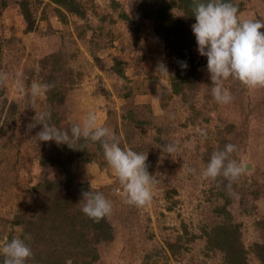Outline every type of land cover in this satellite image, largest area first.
Returning <instances> with one entry per match:
<instances>
[{
  "label": "rangeland",
  "instance_id": "374dc122",
  "mask_svg": "<svg viewBox=\"0 0 264 264\" xmlns=\"http://www.w3.org/2000/svg\"><path fill=\"white\" fill-rule=\"evenodd\" d=\"M22 1L0 0V72L8 74L0 85V242L23 239L33 253L27 264H55L57 258H66L63 264H225L221 251L207 248L204 233L231 221L242 223L248 264H262L256 243H264V87L250 89L230 77L223 83L233 100L218 103L205 67L199 86L191 81L188 90L174 93L176 57L152 20L142 17L141 0H78L85 13L66 12L65 21L51 0H24L36 18L30 31ZM238 1L242 19L264 21V0ZM123 12L138 21L125 20ZM160 62L169 75L156 72ZM33 81L56 86L33 101ZM36 111H50L49 123L69 134L95 113L121 147L148 155L151 202H125L96 143L93 160H83L79 142L74 148L40 142L35 136L42 125L28 128ZM170 141L178 145L172 156L163 151ZM227 144L237 149L230 158L248 165L230 187L223 176H202L213 152ZM45 157L53 164L43 165ZM91 189L111 201L114 235L98 244L99 258L86 263L68 253H75L73 238L55 230L67 231L73 221L88 228L80 202ZM56 206L62 216L51 211Z\"/></svg>",
  "mask_w": 264,
  "mask_h": 264
},
{
  "label": "clouds",
  "instance_id": "9594fccd",
  "mask_svg": "<svg viewBox=\"0 0 264 264\" xmlns=\"http://www.w3.org/2000/svg\"><path fill=\"white\" fill-rule=\"evenodd\" d=\"M192 15L196 23L192 31L196 37L198 52L207 57V70L212 81L211 94L216 102L229 104L233 100L230 91L224 87V81L230 77L239 80L250 89L264 87V21L259 19H242L239 8L231 0H192ZM182 69L188 67L186 61L180 62ZM156 72L169 75L166 65L157 64ZM8 74L0 72V85L6 84ZM21 90L23 84L18 80ZM56 85L55 83H39L33 81L29 94L33 101L43 96ZM158 94L161 89L158 85ZM50 111L37 112L34 123L28 125L29 130L42 125L36 134L40 142L55 141L58 145L73 144L80 140L99 143L103 149L108 166L114 171L122 188L125 202L143 207L152 200L153 175L148 172L146 161L148 155L125 146L121 147L118 136L107 126L98 123V116L89 112L80 123L73 124L69 130H61L50 124ZM204 133H202L203 135ZM84 145L80 149H83ZM178 145L170 141L163 148L172 156ZM233 144L225 145L223 150L211 155L202 176L206 179H217L223 176L229 180V187L246 170L247 165L232 159L236 151ZM195 172V169H188ZM121 188L114 189L121 192ZM82 212L88 217L99 220L110 215L112 203L102 193L86 191L82 193ZM33 255L31 248L23 239L12 238L0 242V256L3 264H26Z\"/></svg>",
  "mask_w": 264,
  "mask_h": 264
},
{
  "label": "trees",
  "instance_id": "16d2710c",
  "mask_svg": "<svg viewBox=\"0 0 264 264\" xmlns=\"http://www.w3.org/2000/svg\"><path fill=\"white\" fill-rule=\"evenodd\" d=\"M56 5L55 11H57L59 17L65 21L66 12L73 13L75 15L83 16L85 13L83 7L78 0H51ZM118 4V1L113 0ZM231 2L239 8V13L243 9V1L231 0ZM192 0H141L139 3V9L144 19H151L153 29L157 36H159L166 44L169 50V54L176 57V67L171 77V84L174 93H180L188 90V87L192 82L196 86H199L201 78L200 73L205 67H207V60L201 56L196 49V37L192 31V25L196 23L195 16L192 15ZM22 14L24 15L27 23L28 30H32L35 25V19L33 16V10L30 9L26 1L21 2ZM177 11L183 13L184 17L179 16ZM125 20L129 22L138 21L137 18H133L126 13H121ZM186 61L188 67L182 69L180 62ZM206 69V68H205ZM121 71L119 70V73ZM198 74V75H196ZM191 89H195L192 87ZM141 122V121H140ZM92 142L79 141L77 150L78 158L83 160H93V151L91 149ZM84 145L83 149H80ZM97 147L103 151L99 143H96ZM55 159L53 158V161ZM43 165H52L49 163L48 158L45 157L42 161ZM218 187V186H217ZM216 187V188H217ZM219 192L218 194H224ZM221 209V210H220ZM219 211L225 212L227 210L226 204L220 207ZM53 214L56 217L62 216V210L59 206L53 207ZM88 228L84 225L78 226L76 221L72 222L67 231L62 229L55 230L60 231L63 234H67L72 239L71 246L75 250V253L69 251L77 256L80 262H93L99 258L98 244L102 241H108L113 238V228L108 217L95 220L88 218ZM85 224V223H84ZM87 224V223H86ZM242 223H234L231 221H223L216 223L213 226L205 229L206 246L208 249H217L223 253L225 264H248L247 254L248 251L241 239L240 229ZM26 231V230H25ZM64 232V233H63ZM10 239V238H8ZM70 245V242H69ZM172 248L174 244H169ZM257 256L262 264H264V243H256ZM3 260L1 256L0 261ZM66 258L55 259V264H63ZM29 262V261H28ZM27 264V263H26Z\"/></svg>",
  "mask_w": 264,
  "mask_h": 264
},
{
  "label": "water",
  "instance_id": "95a60500",
  "mask_svg": "<svg viewBox=\"0 0 264 264\" xmlns=\"http://www.w3.org/2000/svg\"><path fill=\"white\" fill-rule=\"evenodd\" d=\"M247 167H248V165H247Z\"/></svg>",
  "mask_w": 264,
  "mask_h": 264
}]
</instances>
